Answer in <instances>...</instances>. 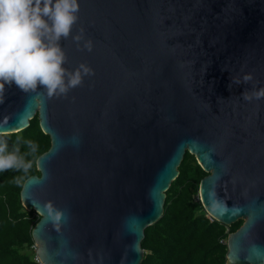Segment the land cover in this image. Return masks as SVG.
<instances>
[{"label":"water","instance_id":"95a60500","mask_svg":"<svg viewBox=\"0 0 264 264\" xmlns=\"http://www.w3.org/2000/svg\"><path fill=\"white\" fill-rule=\"evenodd\" d=\"M59 41L74 71L67 95L5 84L0 134L37 115L50 147L20 190L41 264H141L147 226L186 152L207 173L199 200L242 224L226 264H264V0H78ZM82 34L80 47L72 39ZM90 40L92 50L83 48ZM251 74L248 83L236 79Z\"/></svg>","mask_w":264,"mask_h":264},{"label":"trees","instance_id":"16d2710c","mask_svg":"<svg viewBox=\"0 0 264 264\" xmlns=\"http://www.w3.org/2000/svg\"><path fill=\"white\" fill-rule=\"evenodd\" d=\"M0 139L6 140L7 152L19 148L18 154L32 163L27 173L0 172V264H40L32 247V228L40 216L23 207L20 190L26 178L39 175L36 160L49 149L50 137L36 115L26 128L0 134ZM28 141L37 145L36 152ZM178 170L166 190L162 215L144 230L141 264H226L227 237L242 220L226 225L207 214L199 200L200 180L207 173L194 155L186 152Z\"/></svg>","mask_w":264,"mask_h":264},{"label":"clouds","instance_id":"9594fccd","mask_svg":"<svg viewBox=\"0 0 264 264\" xmlns=\"http://www.w3.org/2000/svg\"><path fill=\"white\" fill-rule=\"evenodd\" d=\"M78 13V0H0V102L5 84L14 83L24 92H35L40 85L49 97L66 96L82 85L85 76L94 74L84 63L74 71L62 66L67 56L59 41L72 35ZM72 39L79 48L82 34ZM83 48L91 51V41L85 40ZM251 80V74H246L233 82ZM241 97L245 101L260 100L264 98V89L243 91ZM27 146L32 153L36 152L35 143L28 141ZM7 147L6 140L0 139V172L15 169L27 173L32 163L18 154L19 148L7 152Z\"/></svg>","mask_w":264,"mask_h":264},{"label":"built area","instance_id":"2783aa9c","mask_svg":"<svg viewBox=\"0 0 264 264\" xmlns=\"http://www.w3.org/2000/svg\"><path fill=\"white\" fill-rule=\"evenodd\" d=\"M32 247H33L34 251L36 252V250H37V244L35 242L32 245ZM34 259L41 264V262H40L39 258L37 257L36 253H35Z\"/></svg>","mask_w":264,"mask_h":264}]
</instances>
